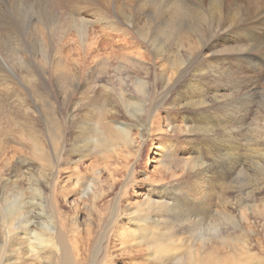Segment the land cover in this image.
<instances>
[{
  "label": "bare ground",
  "instance_id": "6f19581e",
  "mask_svg": "<svg viewBox=\"0 0 264 264\" xmlns=\"http://www.w3.org/2000/svg\"><path fill=\"white\" fill-rule=\"evenodd\" d=\"M97 32L103 38L96 39ZM25 34L28 39L23 44ZM121 35L139 38V42L134 39L120 44L138 51L102 55L100 40H110L114 45L120 41L115 37ZM72 39L78 46L69 50ZM9 52L17 54L19 64L6 72L0 68V162L5 167L15 161L20 171L29 170L31 161L28 156L25 159L22 148L27 146L28 136L39 155L47 156L49 164L45 166L51 167L48 175L52 174L54 185L65 165L67 180L74 186H84L77 164L91 156L90 144L94 143L105 166L115 164L111 169L114 185L122 183L126 188L135 181L134 167L126 164L128 177L124 181L120 182L116 173L124 160L141 152L132 130L137 127L140 140L160 134L158 139L162 141L157 148L164 161L161 168L144 177L145 199L136 207L133 202L127 203L125 218L136 228L128 231L131 239L127 240L133 242L124 239L120 244L128 243L126 247L137 246L141 251L146 248L150 253L146 261L165 264L167 253L188 240L178 234L194 236L212 211L214 237L207 240L213 242V250L206 256L195 250L188 259L176 258L175 264H264V117L252 116L264 107V0H209L207 4L206 0H0V58ZM137 67L143 71V78L135 75ZM48 69L60 96L55 103L48 102L40 91L41 84L50 79ZM109 70H117L121 76L118 100L128 112L125 118L110 97L93 93L83 83L85 74L104 75ZM150 74L153 81L147 80ZM123 75L131 81L126 82ZM83 88L93 95H85ZM9 91L20 102L24 93L38 101L42 121L31 118L32 122L18 124L25 133L24 142L16 140L22 147L5 151L1 127L2 116L9 117L5 112ZM147 99L148 108L144 105ZM46 101L51 112L40 110L42 105L47 106ZM21 103L30 117V101ZM67 104L71 108L66 112L64 127L57 106ZM43 122L49 149L37 141L38 125ZM74 124L80 131L71 138L68 129ZM90 138L93 141L89 144ZM202 148L204 152L193 157L192 153ZM213 154V162L206 160ZM98 174L94 173L100 179ZM17 176L20 180L21 175ZM213 177L214 211L206 205L210 204ZM18 180L10 182L15 184L16 200L4 209L6 231L4 240H0V264H23L24 257L35 264H87L79 256L80 241L71 234L77 231L74 225L68 227L61 204L55 200L48 214L38 182L30 177ZM1 183L7 185L9 178L0 176ZM86 184L88 197L101 200L110 195V191L102 190L97 195L93 191L95 183ZM25 186L34 195L25 196ZM113 199H123L120 191ZM197 203L209 214L198 218L189 207ZM30 206L41 207L43 220L33 219ZM165 213L173 217L166 219ZM35 223L42 233L36 231L37 226L32 227ZM121 234L118 230L114 233ZM105 251L100 261L112 264L115 251Z\"/></svg>",
  "mask_w": 264,
  "mask_h": 264
},
{
  "label": "rangeland",
  "instance_id": "374dc122",
  "mask_svg": "<svg viewBox=\"0 0 264 264\" xmlns=\"http://www.w3.org/2000/svg\"><path fill=\"white\" fill-rule=\"evenodd\" d=\"M207 3H209V0H206V4ZM101 28H100L99 32L100 31L103 32L101 30ZM89 31L91 32V34L93 36L95 35L92 28ZM99 32L96 33V35H97L96 39L99 37L103 38ZM27 39H28V34L22 35V43L23 44L25 41L27 42ZM115 39L120 40V41L118 44H114V45L110 44V40H106V41L100 40L102 42H100L99 47H100L102 55L109 57L112 55L118 56V55H123V53L138 51L133 46H130L128 48L120 47V44L129 43V42L133 41L134 39L136 40V42H139V38L135 37V35H127V36L121 35V36L115 37ZM77 44H78L77 41L75 39H72V41L69 42V45H70L69 50ZM25 46H26V44H25ZM39 61H40V57H39ZM64 61L69 62L68 59H64ZM18 64H19V59H18L17 54H15V53L9 52L6 56H3L2 58H0V68L5 72L8 71L9 68L17 67ZM118 73L119 72L117 70H109V72L107 74H104V75L95 74L92 76H88V73H87L84 75L83 83H85L88 86L87 88H90L93 93L95 91V93H98V95L102 94V96L110 97L111 100L114 102V103L112 102V104H116L115 107L120 109L121 115L125 118V116H128L127 115L128 112L122 106V102L119 103L120 101L118 100V97L120 96L118 91H119V87L121 86L120 84H122V81H120L121 76ZM134 73H135V75H139V77H141V78H143L145 76L143 71L140 70L138 67L135 68ZM48 76L50 77V79L47 80L48 83L46 82L45 84L44 83L41 84L42 87H41L40 91H41V93H45L46 98L49 100L48 102L55 103V102L59 101L58 99L60 98V96H59V94L57 95V91L55 90L54 82H53L54 78L52 76L51 69H48ZM123 79L124 80L127 79L126 82L131 81V78H129L127 75H123ZM153 79H154L153 74H150L149 76H147L148 81H153ZM90 80H94L91 83V85L89 83ZM116 87H117V89H116ZM87 88L82 89L83 93L85 95H93L92 92L85 90ZM42 89H43V91H42ZM130 89L132 90L133 88H130ZM135 94H137L136 91H135ZM9 95H10L8 98L9 102H6L7 103V109L5 111L6 114L9 112V114H8L9 117L2 116V127H1V129H2L1 134L4 133V135H2V136L6 137V138H3L1 136L2 139H6V143L4 145L5 151H8V149H10V147H13V146L22 147L16 142V140L19 138V139H22L24 142V139H25L24 134L25 133L19 129L18 124H20L21 122H23L24 124L26 122L27 123L32 122L31 118L34 120V122H41L42 121V119L39 118V112H37L38 111L37 106H38L39 102L34 100L30 94L24 93V97L21 101V102H23L24 100L30 101V103H31L30 111L32 112V115L30 117H29V115H27V116L25 115V112L23 111V108L21 107L22 103L16 97L17 95L13 91H9ZM81 96L82 95H80V94L78 95V97H81ZM116 101H117V103H116ZM149 102H150V100H148V99L145 101L144 105L146 108L149 107ZM118 103H119V105H118ZM98 104H101V101H98ZM46 105L47 106H45V104L42 105L44 108L41 106L42 108H40V110L43 109L45 112V110L47 111L48 109L51 108L49 106V104L47 103V101H46ZM59 106L61 107V105H58L57 107H59ZM70 106L67 104L66 107L64 106L65 108L64 107L58 108V110L60 109L59 112H61V114H62L61 126H64V127L67 126V124L65 122V116H66V112L69 111V109L71 108ZM45 107L46 108L48 107V108L46 109ZM110 107H112V106H110ZM121 108H123V109H121ZM34 109H35V112L33 113ZM51 110H52V108H51ZM51 110H48V111L51 112ZM256 111H258V112L256 114L252 115L253 118L255 117L257 119L259 114H261V117H264V107L263 106L259 109H256ZM259 118H260V116H259ZM140 123H143V121H141ZM38 127L40 128L39 129L40 133L38 132V135H36L38 137L37 141L40 142L44 147H46V149H49L47 128L45 127L44 122L39 123ZM134 129H136V130H132V136L140 143L141 152H140V154H137L136 156H129V159H128L129 161L124 160L123 164L121 163V165L119 166V168H120L119 172L116 173L117 174L116 177L118 176L117 178L121 182V181H124L128 177V174H126L127 168H125L126 164L128 163L129 165H132L134 167L135 181H131L129 186L126 188L122 187L123 186L122 183H116L114 185L115 180L113 181V179H112L111 169L115 166V164H112L113 162H110L109 165L107 164L109 169L105 166L106 163H104L105 162L104 158L101 157L102 154H100L99 152H96L94 149L95 144L92 143V141H93L92 138L87 140L89 144L92 143V144H90L91 145V148H90L91 149V152H90L91 156H89L86 159V162L81 161L80 163L77 164V167H78L77 170L80 171L82 176H84V182H85L84 184L85 185L84 186H81V185L74 186L73 183H71V181L67 180V177H68L67 175L69 173H68V167L65 165L61 166L62 172H60V174L56 178L57 183H56V185H54L55 179L52 178L53 176L51 173L48 175V173L51 172V167L45 166V164L46 165L49 164V161L47 162V159H46L47 156H40L39 152L34 147L32 141H30V138L27 136V138H28L27 146L22 147L25 150L24 151L25 159L28 156L27 158H30L28 160L31 161V163L29 164V170L25 169L27 172L26 171L25 172L20 171L19 170L20 167H17L18 164L15 161L12 162L11 167L10 166L5 167L0 162V176L3 178H9V183L7 185H4L3 183L0 184V214H2V215H0V240H2V239L4 240V238H5L6 229H4V225L2 223L5 219L4 215H6V212L4 210L6 208L5 206L8 203L10 204L16 200V197H15L16 193L13 192L15 184L10 183V182L14 179L18 180L19 176H17V175L20 174L21 175L20 180H18V181L22 180L21 182H23V180H25L26 177H30V179H34V182L35 181L38 182V186L41 188V195H42V198L44 200V208H45V210H48V214L51 213V211H52L51 209H53L52 203H55V200H57L58 203L61 204V209L64 212V215L66 217H68V219H69L68 220V223H69L68 227L70 228L72 225H74L73 227H75V229L77 231V232L74 231L71 234H73L75 236V237L73 236L74 238H78V241L81 242V240H82V242H81L82 244L80 242H78V245L80 247V249L78 248V251L80 250L79 256L83 257V260H85V261L87 260L86 261L87 264H102V261H100V260H102L103 256L106 254L105 249H108L110 251L112 249L113 252L115 251L113 253V256L116 258L113 259L112 264H163V263H158L159 261H154V260L153 261H146L145 260L146 256L148 254H150L148 252L149 250H146V248H141L143 251L142 252L140 250V248L137 246H135L133 248L132 247H126L128 243L126 244V246L121 245V244L125 243L124 239H126V241L129 243L133 242V241H131V242L128 241L131 239L129 237L128 231H129V229H133V228L135 229L136 228V226H134V224L132 222L128 221L125 218L124 213L126 214L125 209L127 207V203L132 204V202H133V204L135 203L134 204V206H135L136 204L141 203V201L145 199L144 197H145V193L147 192V187L145 186V184L142 181H143L144 177L147 176V174H149V173L152 174L154 171L161 168V161H164L160 155L158 148H157V145L159 144V142L162 141L161 139H158L161 135L160 134H154L151 137L148 136L147 138L140 140L138 137L137 127ZM248 130H250V129H248ZM79 131H80L79 127H77V125L74 124L70 128V130L68 129V134L70 133L69 136L71 138H73V137L78 135ZM116 133L119 134V132H117V131H116ZM0 144H1V140H0ZM2 147H3V145H2ZM200 151L201 152H196V151L193 152L192 153L193 157H196V156L198 157L200 154H202L204 152V149L202 148ZM49 158H50V155L48 156V159ZM206 160H208L209 162H213L214 161V154L211 156H207ZM41 165H43L44 167ZM104 166L106 167L105 170H103V168H102ZM65 167H67V168H65ZM97 169L99 170L98 172L100 173V177H99L100 179L96 178V176L98 177V175H99L97 172ZM212 171L214 172V170H212ZM94 173L97 175L95 176ZM15 174H17L16 177H15ZM102 174H103V176H102ZM11 175H12V177H11ZM91 176H92V178H91ZM93 176H95V177H93ZM21 177H24V178H21ZM94 178H96V181L94 180ZM86 181L88 183H89V181L92 183H95V185L93 184V187L95 186L93 188V191H95V193H97V195H99V192L101 190L106 191V192L110 191V195H107L105 198H103L101 200L99 198L97 199L96 197L93 198V196L88 197V195L84 189V187L87 186ZM96 185H97V187H96ZM112 185H114L113 189H111ZM134 189H136V192H134ZM96 190H97V192H96ZM98 190H99V192H98ZM24 191H25L24 193L26 194L25 196H28V195L31 196V195H34V193H35L34 191H32V192L27 191L26 186L24 187ZM118 191H120L121 195L123 196V199H121V201H119V200L115 201L113 199L114 195ZM52 194H54V195H52ZM82 195L85 196V198L82 199V197H80ZM93 199H95V201ZM208 203H210V204H206V205L212 207L213 208L212 210L214 211V177H213V183H212V194H211L210 198H208ZM211 204H212V206H211ZM142 205H144L142 207H145V204H143V202H142ZM30 207L31 208L33 207L30 210V212L32 214L34 213L33 219L36 222H40L41 220H43L42 218H44V215L41 214V212H42L41 207H40V209H39V206L38 207L37 206H30ZM142 207H138V209H140ZM189 207H191L192 211L195 210L194 213L197 214L198 218H201L202 216L209 214V212H207L206 209L204 211V209L201 207V205L199 203H197L196 205L193 204ZM192 207H194V208H192ZM3 210H4V212H2ZM88 216H89V218H88ZM163 216L166 219H167V217H169V218L173 217V215L171 213L169 215L165 213ZM213 218H214V212L212 213V211H211V214L208 217V219L205 222L201 223V226L199 227L200 230H197L195 233H193L194 236L190 237L188 234L179 233L178 235H180L182 239L187 238L188 240L183 241L184 246H182L178 243V246L176 247L175 251H173V252L171 251V252L167 253L168 257L167 256L166 257L168 259H167V263H165V264H175L176 261H174V260L176 258L178 259V258H182V257L185 258L186 257L188 259L189 254L191 252H195V250L202 256H206L207 253L210 254V251L213 250V242L212 241L209 242L207 239L211 236L214 237V220H213ZM15 220H16L15 218L12 219L13 222ZM208 223H210V224H208ZM204 224H205V226H204ZM115 225H116V227H115ZM35 226H37L36 223H35V225L34 224L32 225V227H34V228H35ZM113 229H115V231H113ZM116 230H118L119 233L120 234L122 233V234L121 235H114V233H116ZM36 231H38L39 233H42L43 230L41 229L40 226H37ZM125 231H127L128 233H126ZM166 231H170V229L166 230ZM43 235H46V234H43ZM111 235H113V236H111ZM122 235H124V237H121ZM118 236L120 237V239H118ZM88 238H89V240H87ZM103 238H105L104 240H106V241L103 242V240H102ZM106 238L108 239V241ZM103 243H105V244H103ZM107 244H109V245L107 246ZM121 246H122V248L123 247L124 248L122 249ZM1 247H2V245L0 243V248ZM125 247L128 249H126ZM199 247H201V248H199ZM1 249H0V253H2ZM124 249H126V250L124 251ZM203 250H205V252ZM144 251H146V252H144ZM201 252L204 254H202ZM170 256H172V257L170 258ZM29 262H31V263H29ZM26 263L27 264H35V262L32 261L30 258L26 259V257H24L23 264H26Z\"/></svg>",
  "mask_w": 264,
  "mask_h": 264
}]
</instances>
